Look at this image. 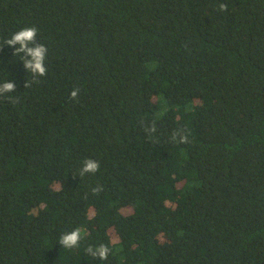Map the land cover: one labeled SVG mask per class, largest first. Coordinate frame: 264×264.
<instances>
[{"label": "trees", "instance_id": "16d2710c", "mask_svg": "<svg viewBox=\"0 0 264 264\" xmlns=\"http://www.w3.org/2000/svg\"><path fill=\"white\" fill-rule=\"evenodd\" d=\"M5 82L0 264H264V0H0Z\"/></svg>", "mask_w": 264, "mask_h": 264}, {"label": "clouds", "instance_id": "9594fccd", "mask_svg": "<svg viewBox=\"0 0 264 264\" xmlns=\"http://www.w3.org/2000/svg\"><path fill=\"white\" fill-rule=\"evenodd\" d=\"M220 11H227V5L224 3L219 4ZM38 34V29L34 26L25 27L11 35L10 39H7L4 43L7 45H19V48L15 49L14 55H19V53H25L27 59L24 61V66L30 72L39 74L41 76L46 75L47 69L44 66V61L46 53L48 52L47 47L44 44L36 43V36ZM15 89L14 83L5 82L3 87L0 88V93L2 92H12ZM80 89L76 88L70 93L72 99H76ZM153 131L155 128L153 127ZM172 139L179 143H187L188 135L183 130H178L173 133ZM100 164L98 161L91 158L86 159L83 162L79 170V175L85 176L86 174H95L99 171ZM102 191L101 187H96L93 189V192L99 193ZM82 240V233L79 228L65 233L59 238V244L67 249H73L79 246L80 241ZM87 252L91 253L93 257H97L100 260H107L109 254V248L101 244L100 246L93 249L92 247L87 248Z\"/></svg>", "mask_w": 264, "mask_h": 264}]
</instances>
